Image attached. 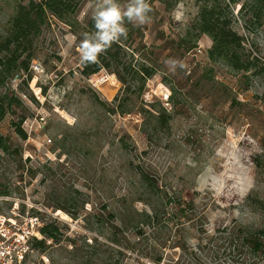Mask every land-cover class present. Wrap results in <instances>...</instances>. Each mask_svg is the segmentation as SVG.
Masks as SVG:
<instances>
[{
    "label": "rangeland",
    "instance_id": "1",
    "mask_svg": "<svg viewBox=\"0 0 264 264\" xmlns=\"http://www.w3.org/2000/svg\"><path fill=\"white\" fill-rule=\"evenodd\" d=\"M29 1L0 0V45ZM70 1L72 15H47L26 69L0 68V215L39 213L58 230L25 264H241L227 229L264 228V22L250 20L264 0L230 7L247 72L208 56L192 27L204 0H149L151 21L126 23L91 76L78 48L94 0Z\"/></svg>",
    "mask_w": 264,
    "mask_h": 264
},
{
    "label": "trees",
    "instance_id": "2",
    "mask_svg": "<svg viewBox=\"0 0 264 264\" xmlns=\"http://www.w3.org/2000/svg\"><path fill=\"white\" fill-rule=\"evenodd\" d=\"M254 2L256 4L258 0H254ZM238 3L239 0H229L226 3L225 0H204V5L200 7L192 27L212 41V46L208 51V56L211 59L221 58L233 70L247 72L254 67V63L251 64L249 60L243 61L236 54L237 50L241 48L243 40L232 29L233 14L230 7ZM74 10L70 0H41L40 2L30 0L25 6H17L16 14L10 23L9 34L0 45V53H4L3 56H0L1 70L11 73L17 69H26L25 61L31 57L32 41L39 35L47 15L62 20L72 15ZM250 20L258 26L264 22V2L259 5L258 10L251 14ZM113 47L118 48V43L113 44L111 48ZM111 48L99 57L97 63L87 66L81 64L82 75H95L101 69L109 68L116 56L110 53ZM23 56L24 59L21 60ZM139 71L145 79L152 76V73L144 68ZM258 73L264 75V66L259 69ZM7 113V108L3 102H0V122ZM15 127L17 135L25 140L26 133L20 128V124ZM2 147L0 138V149ZM151 211V215L147 218H157L155 209L152 208ZM180 211L183 212V209L180 208ZM227 230H229L228 236L232 250L240 258L241 264H264V228L252 230L233 226ZM40 233L43 239L33 242L34 250L43 251L46 238L53 241L58 239V230L53 224H42Z\"/></svg>",
    "mask_w": 264,
    "mask_h": 264
},
{
    "label": "clouds",
    "instance_id": "3",
    "mask_svg": "<svg viewBox=\"0 0 264 264\" xmlns=\"http://www.w3.org/2000/svg\"><path fill=\"white\" fill-rule=\"evenodd\" d=\"M149 0H94L91 19L94 31L82 34L79 58L82 65L95 64L113 44L128 35L127 24L139 27L151 21Z\"/></svg>",
    "mask_w": 264,
    "mask_h": 264
},
{
    "label": "built area",
    "instance_id": "4",
    "mask_svg": "<svg viewBox=\"0 0 264 264\" xmlns=\"http://www.w3.org/2000/svg\"><path fill=\"white\" fill-rule=\"evenodd\" d=\"M195 53H201L200 48ZM108 79V74L104 73L96 83L101 84ZM24 213L14 208L10 215H0V264H25L34 251L33 242L43 239L37 214Z\"/></svg>",
    "mask_w": 264,
    "mask_h": 264
}]
</instances>
